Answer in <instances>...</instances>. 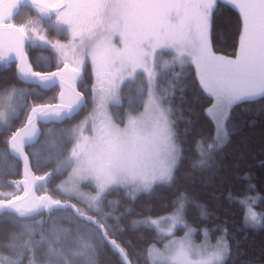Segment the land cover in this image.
<instances>
[{"label": "snow or ice", "instance_id": "obj_1", "mask_svg": "<svg viewBox=\"0 0 264 264\" xmlns=\"http://www.w3.org/2000/svg\"><path fill=\"white\" fill-rule=\"evenodd\" d=\"M225 10L236 14L231 55L212 41ZM32 49L51 55L32 62ZM10 66L22 86L0 88V264H101L105 253L117 264H264V251L241 260V240L214 223V193L193 195L239 166L225 151L234 107L264 111V0H0V69ZM201 101L213 131L186 148ZM240 179L244 194L225 198L242 208L247 240L264 211L250 175ZM141 198L163 214L138 212ZM145 234L140 251L125 239Z\"/></svg>", "mask_w": 264, "mask_h": 264}, {"label": "trees", "instance_id": "obj_2", "mask_svg": "<svg viewBox=\"0 0 264 264\" xmlns=\"http://www.w3.org/2000/svg\"><path fill=\"white\" fill-rule=\"evenodd\" d=\"M236 14L234 11L225 10L223 13L219 14L216 18L214 25V34L212 36V41L214 44V50L221 55H231L235 49L236 41ZM53 36L55 34L53 33ZM51 53L46 51H41L39 49H32L29 52V59L32 62L36 61L37 57L50 56ZM16 69L14 66H10L9 69H0V88L6 87L8 84H14L17 87L20 85L14 79H11ZM175 71H181L180 67L177 65ZM187 74L194 77L195 69L194 67L190 69H185ZM90 72V69H89ZM91 79L90 77L85 78V87H90ZM84 91V88H81ZM55 93L48 92L47 96L51 97ZM177 98L179 97V92L176 93ZM188 101L192 100L191 91L188 92ZM176 104H179V100H175ZM210 105L201 101L195 104V112L199 114V120L196 122L194 128V134L188 137V144L185 145L186 148L191 147L192 140L198 134H203L210 136L213 131L211 123L208 121L207 117L204 115L203 110ZM184 115L189 116L187 111L188 105H185ZM90 111V107H89ZM86 112H82L76 120L72 123H77L79 120L83 119ZM194 120L195 116L192 117ZM230 127H235L239 129L235 134L231 136V143L227 146L225 151L228 153L229 162L233 160L239 161L238 167H232L226 172V178L221 181H215L212 185L208 186L206 189L202 188L199 183L193 191V195L200 198L201 202H208L210 197L204 195L203 193L209 192L214 193L216 200L214 203L210 204V210L213 211L219 218L215 220L214 223L227 222L229 233H235L236 238L241 240L240 248L245 253L241 257V260L257 259L261 257V252L264 251V227L259 229H247V240L242 239L244 232H237L236 230L241 226V220L243 216V210L238 204L230 203L225 197L226 194L231 192L236 196H241L245 191V182L240 179L243 173H248L250 175V183L255 185V189L250 195L257 194V196H264V111H261L258 104L252 105H239L234 107L231 120L229 122ZM67 126V125H65ZM184 125L181 124V131ZM4 145L0 144V148ZM20 175L9 176V179H21L22 178V164L19 168ZM58 183V181H57ZM113 195L110 199H115ZM158 204L155 200H148L147 198H141L136 202L135 208L138 212L148 213V208H153V215L163 214L162 209H157L155 206ZM258 210L264 211V201H260L258 204ZM195 213H189V221L194 219ZM199 223V222H197ZM212 225L209 224V227ZM178 235H183V232H178ZM219 233L213 232L210 234L212 241H216ZM125 239H131L136 246V250H143L147 244L151 241V234H145L141 238L139 235L125 237ZM203 235L201 232H197V241H201ZM233 250L235 251V245L233 242ZM101 264H117V257L113 256L111 253H105L101 257ZM140 264H143V260H140Z\"/></svg>", "mask_w": 264, "mask_h": 264}, {"label": "rangeland", "instance_id": "obj_3", "mask_svg": "<svg viewBox=\"0 0 264 264\" xmlns=\"http://www.w3.org/2000/svg\"><path fill=\"white\" fill-rule=\"evenodd\" d=\"M86 191L88 190V189H85ZM251 196H253L255 199H254V206H255V210L257 211V212H261V210H258V204L260 203V196H257V194H254V195H251ZM203 235V234H202ZM180 236H182V235H180ZM196 237H197V233H196V235L194 236V240L197 242V243H201L203 240H204V236H203V239L201 240V241H197L196 240ZM210 240H211V243H215V241H212V239H211V236H210Z\"/></svg>", "mask_w": 264, "mask_h": 264}]
</instances>
